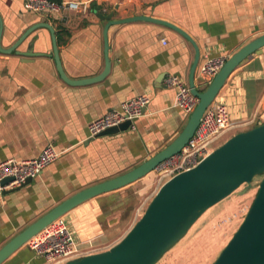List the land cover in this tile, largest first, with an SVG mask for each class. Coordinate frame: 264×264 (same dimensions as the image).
I'll use <instances>...</instances> for the list:
<instances>
[{"label":"crops","instance_id":"crops-1","mask_svg":"<svg viewBox=\"0 0 264 264\" xmlns=\"http://www.w3.org/2000/svg\"><path fill=\"white\" fill-rule=\"evenodd\" d=\"M23 3L0 0V47L10 48L28 28L46 23L53 28L63 72L75 81L104 71L107 21L98 14L113 11L115 21L145 16L183 31L199 50L194 72L198 90L208 85L199 75L206 58L227 60L264 34V0H92L84 11L59 15L32 13ZM107 45L108 73L83 85L61 79L45 28L33 30L16 47V52L28 56L0 52V163L31 160L46 146L59 153L37 178L0 195V248L77 192L154 156L185 127L187 116L173 106L175 89L165 80L177 76L188 85L193 45L169 27L146 21L109 26ZM140 95H147L150 102L133 129L88 138L90 122ZM215 101L226 105L229 118L239 123L234 134L264 123V47L235 68ZM146 180L92 198L65 214L78 247L97 239L106 228L134 219L144 205L138 206L137 200L146 192ZM93 253L97 252L88 254ZM44 263L24 245L2 264Z\"/></svg>","mask_w":264,"mask_h":264},{"label":"water","instance_id":"water-1","mask_svg":"<svg viewBox=\"0 0 264 264\" xmlns=\"http://www.w3.org/2000/svg\"><path fill=\"white\" fill-rule=\"evenodd\" d=\"M97 16L101 20H106L107 24L103 31L105 68L96 77L77 81L66 77L59 59L53 28L46 23L31 26L13 46L8 49L0 47V52L5 54L16 52V47L33 30L45 28L51 35V56L59 76L70 85H83L100 81L108 73L107 29L109 26L135 21L163 25L182 35L194 47L195 57L188 77V87L198 102L188 115L183 130L169 145L132 170L85 188L62 201L0 248V264L56 219L92 198L119 190L140 180L153 172L164 160L179 153L192 137L205 110L215 100L229 75L240 63L264 47L263 34L231 55L206 88L198 90L194 84V72L199 60V50L183 31L167 22L145 16L118 21L112 20L113 11L106 16L99 14ZM1 32L0 18V36ZM16 53L28 56V53ZM130 124L126 121L118 127L100 133L96 138L127 131ZM29 181L31 180H27L23 185ZM241 187L242 193L256 188V195L243 220L212 264H264V123L235 134L213 149L196 167L165 181L138 221L116 244L105 251L82 255L65 264H156L208 209L222 202Z\"/></svg>","mask_w":264,"mask_h":264},{"label":"built area","instance_id":"built-area-1","mask_svg":"<svg viewBox=\"0 0 264 264\" xmlns=\"http://www.w3.org/2000/svg\"><path fill=\"white\" fill-rule=\"evenodd\" d=\"M92 0H24L26 11L35 14L59 15L66 11H84ZM226 60L221 57L206 58L199 69L200 77L209 84L223 66ZM165 83L175 89L173 106L188 116L195 108L198 100L191 94L187 84L177 76H169ZM147 95H140L120 104L117 109L88 124V138H96L100 133L118 127L126 121L133 129L134 121L144 115L149 104ZM253 120L246 122L252 123ZM239 126L229 118L226 105L216 102L205 110L200 123L192 137L179 153L164 160L154 172L157 174V185H162L173 176L189 171L196 167L207 155L211 153L212 143L225 132ZM57 153L51 146L44 147L40 154L27 161L7 160L0 163V195L21 187L27 180L37 178L43 169L57 160ZM8 180L7 182H4ZM26 246L46 264H65L67 261L82 256L81 250L75 245L67 223L63 217L56 219L45 227L36 236L32 237Z\"/></svg>","mask_w":264,"mask_h":264},{"label":"rangeland","instance_id":"rangeland-1","mask_svg":"<svg viewBox=\"0 0 264 264\" xmlns=\"http://www.w3.org/2000/svg\"><path fill=\"white\" fill-rule=\"evenodd\" d=\"M235 132L234 130L225 132L212 143V149L222 145L225 141L234 136ZM145 177H148V180H146L147 182L145 185H141L147 187L146 192L140 200H137L138 206L141 203L144 205H141V207L135 211L134 219H132L133 221L131 220L129 222V220H127L119 223V225L115 227L106 228L104 234L87 245L80 247L81 254L107 250L120 241L138 221L161 186L157 185L158 178L154 171L147 174ZM241 189L242 187L222 202L208 209L193 224L186 235L156 264H212L243 220L244 215L250 208L256 195V188L245 193L240 192ZM117 215L118 213L115 214L116 217ZM70 233L74 238L75 245L78 246L75 236L71 231Z\"/></svg>","mask_w":264,"mask_h":264},{"label":"trees","instance_id":"trees-1","mask_svg":"<svg viewBox=\"0 0 264 264\" xmlns=\"http://www.w3.org/2000/svg\"><path fill=\"white\" fill-rule=\"evenodd\" d=\"M51 1L60 2L61 0H51Z\"/></svg>","mask_w":264,"mask_h":264}]
</instances>
